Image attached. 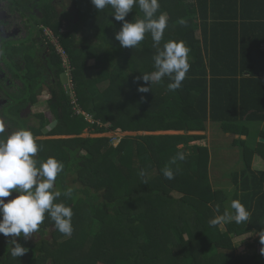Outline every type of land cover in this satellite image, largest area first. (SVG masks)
I'll return each instance as SVG.
<instances>
[{"label":"trees","instance_id":"16d2710c","mask_svg":"<svg viewBox=\"0 0 264 264\" xmlns=\"http://www.w3.org/2000/svg\"><path fill=\"white\" fill-rule=\"evenodd\" d=\"M71 2L78 21L64 33L52 5L42 8L40 17L32 12L34 0H9L0 10L22 22L24 30L29 25L34 30L31 44L6 51L21 72L12 79L26 94L18 103L7 95L0 115L7 108L11 114L0 122L8 132L18 131L15 117L23 124L20 129L33 134L38 161L52 157L64 164L54 186L62 193L56 202L73 211L71 236L60 233L47 214L32 234L38 241L0 234V264H264V254H235L234 240L256 233L255 243L248 244L254 247L264 233V168L251 165L252 155L264 165V143L257 140L250 149L240 140L249 136L251 125L264 123V0H159L156 15L168 18L163 39L154 45L147 33L135 48L121 47L115 39L124 22L115 20L111 8L99 11L91 0ZM142 18L134 7L125 20ZM45 27L67 54L77 107L93 124L75 113L70 90L59 79L65 74L61 59L53 46L44 44ZM168 41H182L190 49V69L175 91L168 89L173 81L167 76L152 84L142 80L143 74L156 70L153 58ZM45 46L50 47L49 56H42ZM90 69L93 78L86 77ZM139 86L150 91L141 93ZM44 89L51 114L33 115L39 124L31 127L22 113ZM207 122L237 137L233 146L243 167L231 173L229 208L211 187L207 156L190 145L203 139L192 133L203 132ZM87 128L93 135L117 130L145 135L124 136L114 145L113 137L80 138ZM8 132L0 134V140H6ZM164 132L181 134H156ZM45 135L73 138L38 139ZM178 152L185 159L170 164ZM166 166L174 172L171 180L162 174ZM69 188L72 194L65 196ZM18 195L12 190L2 199L8 202ZM233 200L245 206L249 219L210 225L225 211L234 215ZM51 227L47 241L46 229ZM13 239L28 249L23 256L11 255Z\"/></svg>","mask_w":264,"mask_h":264},{"label":"clouds","instance_id":"9594fccd","mask_svg":"<svg viewBox=\"0 0 264 264\" xmlns=\"http://www.w3.org/2000/svg\"><path fill=\"white\" fill-rule=\"evenodd\" d=\"M91 3L99 11L111 8L115 20L124 22L115 36L121 47L135 48L147 33L151 34L154 45H159L163 39L168 18L163 13L156 15L160 8L159 0H91ZM134 7L139 8L143 18L127 22L125 17ZM189 52L190 49L182 41L166 42L153 58L156 70L143 74L142 80L152 84L167 76L173 81L168 84V89L175 91L181 87L190 69ZM137 90L147 93L150 88L139 86ZM4 132L5 126L0 123V134ZM38 151L39 146L30 130L20 129L10 134L6 140H0V234L6 237L23 236L27 240L39 230L45 214L51 218L60 233L71 236L73 232V211L64 203L56 202L62 193L54 187L58 175L63 172L64 164L52 157L46 162L38 161L35 158ZM184 159L185 154L178 152L171 158L170 164ZM162 174L166 179L174 178L170 167L166 166ZM139 175L143 177L144 171L141 170ZM12 190L19 195L5 202L2 198L9 197ZM63 194L71 196L72 189H67ZM230 207L234 215L225 211L211 219L210 225L216 226L232 220L242 223L249 219V211L239 200H233ZM12 243L15 245L11 247L13 257H21L28 251L15 239ZM261 243H264V233H261ZM261 252L264 254V249Z\"/></svg>","mask_w":264,"mask_h":264},{"label":"rangeland","instance_id":"374dc122","mask_svg":"<svg viewBox=\"0 0 264 264\" xmlns=\"http://www.w3.org/2000/svg\"><path fill=\"white\" fill-rule=\"evenodd\" d=\"M37 2L38 7L42 6L44 9L50 8L49 5H52L54 8H56L58 11H64L65 13L68 11V13L71 15L72 12H74V9H67V7L71 6V0H57L55 3H53V0H34V2ZM9 4V0H0V5L1 6H7ZM65 5V7H64ZM38 10V8H37ZM35 11L34 8L32 10V12ZM38 14V11L35 12ZM42 14V11L40 12ZM63 14L64 16L62 17L61 21L63 22L64 26L62 27L61 33L66 32L68 29H70V25H72V23H76L78 20L74 17V15L68 16L69 14ZM9 15V14H8ZM4 17L7 18V15H5ZM17 17V16H16ZM40 17V16H39ZM13 24V23H12ZM27 24L28 23H24ZM32 24V22H31ZM14 25V24H13ZM75 27V26H74ZM47 28V27H45ZM31 31H34L33 29H31V26L29 25L28 28H26V33L28 35V39L25 40H16V41H10L11 43L9 45H5L4 47H2L1 50V58L0 61L2 64H4V68L6 69V72L8 74L7 77H2L0 78V87L2 90L3 95L6 97L7 99V95L8 98L9 97H15L16 101H12L15 103H18V101L20 102L22 100V98L25 96L26 91L17 87H21V84L19 82H16L14 84L15 87L8 89V81L10 84V80L12 77L16 78V73L18 72L17 76L21 75V72H19V70H17V68L12 64V61L10 59H8V54H7V50L9 48H12L14 45L16 47H20L21 45H25L26 42H30L31 36L34 35V33H31ZM21 37H23V35H21ZM29 40V41H28ZM45 42V41H44ZM43 44V43H42ZM46 44V42L44 43ZM30 55L33 54V50L29 51ZM19 58V57H16ZM15 59V58H13ZM20 59V58H19ZM93 61H89L88 65L92 66ZM23 71V69L21 70ZM15 74V76H14ZM91 76V75H90ZM21 77V76H20ZM68 75L66 74H61L59 79L61 84L64 87H67V89L69 90L68 86H67V82H68ZM51 79L53 78L52 76L50 77ZM8 80V81H7ZM14 80V79H12ZM70 80V79H69ZM17 88V90H16ZM73 96L72 92L69 93V97ZM49 93L47 90H43L42 93L36 98V103L26 109L24 111V113H22V116L24 118H26L27 120V125L31 126V127H36L39 124V120L33 118V115H38V114H44L45 116H50V111L47 107V100L49 98ZM10 112V113H9ZM50 114H49V113ZM5 114L0 115V120L2 116H9L11 114V108L8 111V108L6 109V111H4ZM51 118V117H50ZM13 119L16 122V125L19 126L20 130V126H23L22 123H20V121H18L15 117H13ZM1 123V122H0ZM20 123V124H19ZM52 125H54V122H51L48 127H51ZM6 128V127H5ZM24 129V128H22ZM48 128L44 129V132L47 130ZM9 131H11V134L16 132V130L14 129H10ZM260 133H264V123H260V124H256V125H251L250 126V133L248 137H240V140H242V142L245 143V145L250 148L253 149L255 146L256 141H259V135ZM157 134H170V133H157ZM171 134H181V132H174ZM191 134V133H190ZM197 135V136H203V139L197 140L192 142L190 145L191 147H194L197 151V147H200L202 150L201 152L198 149V152L201 153L202 155L207 156L208 158V169H209V180L211 183V187L216 190V192L219 194L220 199L223 200V203L225 205L226 208H229V200H230V194L233 190L232 187V181H231V173L232 172H236L239 171L240 169H242L243 164L241 162V159L239 157V151L237 148H235L233 146V142L235 139H237V137L235 136H231V135H227L222 133L219 130V127L216 124H212L210 122L205 123V130L203 132H196V133H192V135ZM136 135H145L144 133H121L119 130L115 131V132H108L105 134H91L87 129L84 130V132L79 136L80 138H97V137H115L113 138L115 141H119L122 137L124 136H129V137H133ZM58 138H73V136H55V137H50V136H41L38 137V139L41 140H45V139H58ZM260 142V141H259ZM116 145V144H115ZM194 149L191 150H186L185 154H190L191 151H193ZM251 165L252 168H254L255 170H262L264 167L263 165V160L258 157L257 155H252L251 158ZM223 230V226L220 227ZM53 228H47V234L45 236V240L50 241L51 240V236H50V232ZM257 237V234L254 233L250 236H243V237H235L234 240L236 241V243L238 244L236 246L235 249V254L239 255V254H251L253 252L262 255L261 249H264V243L261 244H256L254 247H248V244H254L255 243V239ZM31 241H38V236L36 234L31 235L30 237ZM244 240V242H243Z\"/></svg>","mask_w":264,"mask_h":264},{"label":"built area","instance_id":"2783aa9c","mask_svg":"<svg viewBox=\"0 0 264 264\" xmlns=\"http://www.w3.org/2000/svg\"><path fill=\"white\" fill-rule=\"evenodd\" d=\"M43 36L45 37V42L46 44L48 43L49 45L53 46L55 48V51H56V54L60 57L61 59V62H62V67L64 68L66 74L69 76L68 77V82H67V86L69 88V90L72 92V95L70 98L71 100V103L74 105V110H75V113L76 114H80L81 116H83L84 120L89 123V124H93V120L91 118V116H89L88 114H86L85 112L81 111L78 109L77 107V100L75 98V94L73 92V82H72V79H71V66H70V63L68 61V57H67V54L65 52V50L60 46L59 44V41L57 39V37L53 34V32L48 29V28H45L43 30ZM70 79V80H69ZM68 90V89H67ZM68 90V91H69ZM69 91V93H70ZM115 138V137H113ZM119 141H115L113 139V144H117Z\"/></svg>","mask_w":264,"mask_h":264},{"label":"flooded vegetation","instance_id":"af4514ba","mask_svg":"<svg viewBox=\"0 0 264 264\" xmlns=\"http://www.w3.org/2000/svg\"><path fill=\"white\" fill-rule=\"evenodd\" d=\"M2 7L3 6H1L0 5V10H2ZM5 16V14H3V12L2 11H0V51L2 50V47H4L5 45H7L10 41H11V37H12V35L13 34H15V30L13 29L14 27L13 26H15V24L12 26L11 25V23H13L11 20H10V18H6V17H4ZM5 27H6V29H5ZM4 28V29H3ZM6 30V31H5ZM6 36L8 37V38H6ZM44 54L42 53V56H44V55H46V56H49V54H50V47H48V46H45L44 48ZM1 53V52H0ZM5 66H4V64H2L1 63V61H0V78L2 77V79H3V77H4V71L6 72V69L4 68ZM7 73V72H6ZM8 76V74H6V76L5 77H7ZM8 81V80H7ZM16 82H19V81H17V80H12V78H11V80H10V84L12 83L13 85L16 83ZM20 83V82H19ZM1 84V83H0ZM9 84V81H8V89H11V88H13V86H11ZM21 84V83H20ZM17 88H21V87H17ZM17 88H16V90H17ZM2 90L3 89H1V87H0V106H2L3 104H5L6 102H7V99H6V97L3 95V93H2ZM1 123H3V122H1ZM4 126L6 127L5 128V131H7L8 132V129H7V125H5L4 124ZM11 134V131L10 132H8V136ZM10 200V199H9ZM12 200V199H11Z\"/></svg>","mask_w":264,"mask_h":264},{"label":"crops","instance_id":"0c3cea01","mask_svg":"<svg viewBox=\"0 0 264 264\" xmlns=\"http://www.w3.org/2000/svg\"><path fill=\"white\" fill-rule=\"evenodd\" d=\"M57 0H53V3H55ZM35 6H33L34 7V12H37L38 11V14L37 13H35L37 16H41V9L43 8L42 6H39L38 7V4H37V2L35 1ZM64 7H65V5H64ZM37 8H38V10H37ZM73 9V7H72V2H71V6L70 7H67L66 8V11H67V9ZM55 10H56V12L58 13V16H59V19H62V17L64 16L63 14L65 13L64 11H58L56 8H54ZM3 14H5V15H7V17L8 18H10V20L13 22V24H15V26H13V24L11 23V25L14 27L13 29L16 31L15 32V34H13L12 35V39H11V41H16V40H20V41H22V40H25V39H28L29 37H28V35H27V33H26V30H24V27H25V25H23V23L22 22H20L18 19H15V17L14 16H11L10 14L8 15L5 11L3 12ZM65 14H69L68 13V11L65 13ZM71 15H74V17L76 18V15H75V11L74 12H72L71 13ZM70 14H69V16H71ZM62 22V21H61ZM62 26H64V24H63V22H62ZM39 28H41V27H39ZM4 29V28H3ZM5 29H6V27H5ZM45 28H43V30H44ZM49 29V28H48ZM36 30H37V28H36ZM62 29H60V31H61ZM6 31V30H5ZM21 35H23V37H21ZM38 37V36H37ZM6 38H8L7 36H6ZM38 39L40 40V41H42V38H41V35H39V37H38ZM42 43H43V41H42ZM42 46V45H41ZM264 46V45H263ZM0 58H1V53H0ZM90 61H93V64H94V60H90ZM93 64H92V66H93ZM89 66V65H88ZM89 67H91V66H89ZM6 72L4 71V77L6 76ZM91 75V76H90ZM86 77L87 78H93V77H95V71L94 70H92V69H90V70H88L87 72H86ZM33 106V105H32ZM164 133H174V132H164ZM177 133V132H176ZM157 134V133H156Z\"/></svg>","mask_w":264,"mask_h":264},{"label":"water","instance_id":"95a60500","mask_svg":"<svg viewBox=\"0 0 264 264\" xmlns=\"http://www.w3.org/2000/svg\"><path fill=\"white\" fill-rule=\"evenodd\" d=\"M259 141H260L261 143H264V139H262V138H261V139H259Z\"/></svg>","mask_w":264,"mask_h":264}]
</instances>
